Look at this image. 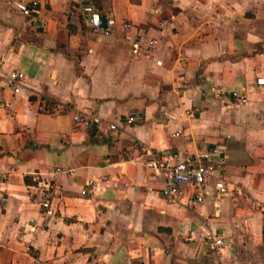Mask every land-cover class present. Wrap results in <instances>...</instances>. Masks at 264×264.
<instances>
[{
  "label": "crops",
  "instance_id": "crops-1",
  "mask_svg": "<svg viewBox=\"0 0 264 264\" xmlns=\"http://www.w3.org/2000/svg\"><path fill=\"white\" fill-rule=\"evenodd\" d=\"M24 1L32 17L0 0V264H264V0ZM86 5L117 25H88ZM83 112L120 128L78 125ZM220 142L231 191L211 177L196 205L191 189L163 198L138 149L196 163Z\"/></svg>",
  "mask_w": 264,
  "mask_h": 264
},
{
  "label": "built area",
  "instance_id": "built-area-1",
  "mask_svg": "<svg viewBox=\"0 0 264 264\" xmlns=\"http://www.w3.org/2000/svg\"><path fill=\"white\" fill-rule=\"evenodd\" d=\"M13 7L24 17H32L37 12V2L27 3L24 0H11ZM85 21L88 25L99 28L95 25L94 15L96 11L90 5L84 6ZM117 25L115 19L107 18V27L113 29ZM124 30L131 31L135 27L134 24L124 21L121 23ZM130 40L131 37L127 36ZM157 41L155 39H148L145 41L134 39L132 54L136 56L151 57L154 54ZM161 65L160 62H157ZM11 80L14 83L15 91H18L17 77L15 75L11 76ZM256 83L260 87H264V77H257ZM185 87V84L181 86ZM181 88L177 87L178 94H181ZM212 92L215 94L216 98H232L238 103H246L247 97L244 94L230 92L221 87H213ZM143 116L139 112H133L127 115L122 121L124 125H133L141 122ZM74 121L76 124L84 126L86 128L96 127L101 130L105 127L109 132L115 133L119 130L120 126L116 122H109L96 114H91L87 112L78 113L74 115ZM138 149L143 158L144 165L157 171V173L163 179V186L161 188V195L163 198L167 199L172 203H177L182 200L185 196L187 189H191V198L193 205L203 203L208 194L207 182L211 177H216L217 181L215 184V189L218 195H224L230 192L231 189L225 182V177L227 175V156H226V144L225 142H220L214 144L205 153L200 155V160L196 163L192 162H171V160L159 153L158 151L152 149L151 147L140 144ZM62 172L71 173L72 169H63L61 167L55 170V174L58 175ZM42 206L46 209V214H52L51 201L46 199L42 203ZM208 242L210 243V250L217 252L218 248L223 246V241L221 239H215L212 236L208 237Z\"/></svg>",
  "mask_w": 264,
  "mask_h": 264
},
{
  "label": "water",
  "instance_id": "water-1",
  "mask_svg": "<svg viewBox=\"0 0 264 264\" xmlns=\"http://www.w3.org/2000/svg\"><path fill=\"white\" fill-rule=\"evenodd\" d=\"M99 18H101V19H103V22H104V24H100L99 22H98V20H99ZM94 20H95V25L97 26V27H99V28H103V29H107V18L104 16V15H100V14H95L94 15Z\"/></svg>",
  "mask_w": 264,
  "mask_h": 264
}]
</instances>
